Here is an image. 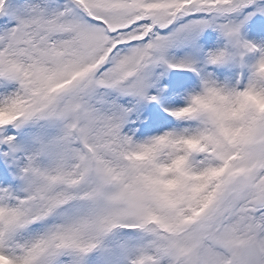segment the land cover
Wrapping results in <instances>:
<instances>
[{"label": "snow or ice", "instance_id": "snow-or-ice-1", "mask_svg": "<svg viewBox=\"0 0 264 264\" xmlns=\"http://www.w3.org/2000/svg\"><path fill=\"white\" fill-rule=\"evenodd\" d=\"M257 14L262 0H0V264H264V113L228 138L194 105L211 78L178 108L149 91L158 66L197 72L170 50L205 29L253 50L240 28ZM160 107L188 126L148 136Z\"/></svg>", "mask_w": 264, "mask_h": 264}, {"label": "rangeland", "instance_id": "rangeland-1", "mask_svg": "<svg viewBox=\"0 0 264 264\" xmlns=\"http://www.w3.org/2000/svg\"><path fill=\"white\" fill-rule=\"evenodd\" d=\"M264 2V0H262ZM249 10H246V12ZM240 19H243V16L240 17ZM247 26V29L250 31V34H255L257 36L256 30L254 29L256 27H263L264 29V14H257L252 16L250 19L246 20L241 28H240V35L243 32L244 27ZM252 30V31H251ZM216 32L224 41L225 43V52L226 56L224 59H222L220 62L217 63H209V56L204 54L202 48H203V38L210 32ZM259 40L256 41L257 44H262V48L264 49V34L262 38L257 37ZM241 41V39H240ZM243 50L242 46H237L234 42H230L222 33H220L217 29L214 28H208L205 29L197 38L195 44L191 47V49H171L170 55L176 57V58H182L185 55L190 56L195 62L200 63L204 70H205V78H211L213 81H215L216 84H219L218 77L219 74H226L230 75L233 73L232 71L235 69H238L240 73L242 74L244 72L242 61L239 58L241 55V52ZM249 69V68H248ZM249 77L244 82L246 85H248L249 82L253 81L254 79V69H249L248 73ZM203 79V80H204ZM164 81L166 82V85L164 84ZM185 81L184 74H179L176 71L169 70L166 66H158L154 69V78H153V88L152 92L157 94L160 92L163 94V90L165 86H168L175 82L178 84H181ZM162 84V85H161ZM201 83L199 87H201ZM167 89V87H166ZM165 89V90H166ZM149 90V91H150ZM165 92V91H164ZM150 107L151 105H146ZM165 127L164 124L161 125L160 129L156 128L157 131L163 132L165 131L163 128ZM153 132V131H152ZM152 132L147 133L148 136L153 135ZM146 136L142 135V139L138 138L137 140H143Z\"/></svg>", "mask_w": 264, "mask_h": 264}, {"label": "clouds", "instance_id": "clouds-1", "mask_svg": "<svg viewBox=\"0 0 264 264\" xmlns=\"http://www.w3.org/2000/svg\"><path fill=\"white\" fill-rule=\"evenodd\" d=\"M264 75V64L259 60L254 69V79ZM217 92H206L194 105L204 111L214 113L221 123L225 137L235 138L240 134V119L250 111L264 113V91L257 90L255 84L250 88H229L216 84ZM235 92L237 95H229Z\"/></svg>", "mask_w": 264, "mask_h": 264}, {"label": "trees", "instance_id": "trees-1", "mask_svg": "<svg viewBox=\"0 0 264 264\" xmlns=\"http://www.w3.org/2000/svg\"><path fill=\"white\" fill-rule=\"evenodd\" d=\"M255 30L257 32L256 33L257 36H255V34H250V33H248L249 34L248 36H250L251 38L252 37L261 38L264 34L263 27L258 26L254 29V31ZM241 42L251 43L250 41H245V39L244 41H241ZM203 45H204V49L206 50V52H210V53H214L220 50L225 51V47H226L222 38L216 32H213V31H210L203 38ZM239 58L241 59L242 64L244 65V68L246 69L248 68L255 69L256 63L259 60L264 59L259 56V54L254 50V48L253 50H248V49L243 48ZM184 76H185V81L183 83L178 84V83L173 82L169 85V87L164 92L168 94L165 97L167 98V101L170 102L171 106H176V107L184 106L185 104H180L179 101L181 100L185 101L192 91H198V89H196L197 84H196L195 75L191 72H188L187 74L185 73ZM239 79H240V75H239L238 69H235L231 77L229 78V80L226 79L224 83H221V85L226 86V83L228 82L229 85L226 87L241 89L238 85ZM161 121L164 123H167L170 126V130L172 128L188 126L186 123L178 122L175 119L170 118L169 116H164Z\"/></svg>", "mask_w": 264, "mask_h": 264}]
</instances>
